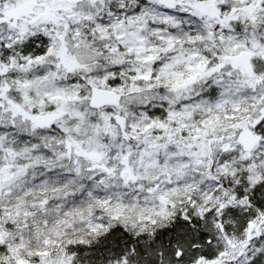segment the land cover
Masks as SVG:
<instances>
[{
    "label": "snow or ice",
    "instance_id": "1",
    "mask_svg": "<svg viewBox=\"0 0 264 264\" xmlns=\"http://www.w3.org/2000/svg\"><path fill=\"white\" fill-rule=\"evenodd\" d=\"M0 264H264V0H0Z\"/></svg>",
    "mask_w": 264,
    "mask_h": 264
}]
</instances>
